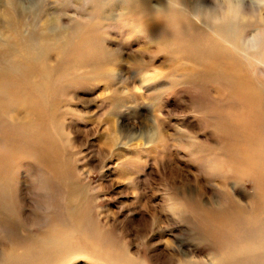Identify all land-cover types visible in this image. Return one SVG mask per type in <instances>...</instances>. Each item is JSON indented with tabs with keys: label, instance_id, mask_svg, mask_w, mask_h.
<instances>
[{
	"label": "rangeland",
	"instance_id": "obj_1",
	"mask_svg": "<svg viewBox=\"0 0 264 264\" xmlns=\"http://www.w3.org/2000/svg\"><path fill=\"white\" fill-rule=\"evenodd\" d=\"M163 1L18 0L25 35L47 19L70 45L36 96L0 38V264H264L245 241L263 204L234 205L264 198V64L186 13L157 20ZM258 26L241 24L252 51ZM22 102L43 117L8 120Z\"/></svg>",
	"mask_w": 264,
	"mask_h": 264
},
{
	"label": "bare ground",
	"instance_id": "obj_2",
	"mask_svg": "<svg viewBox=\"0 0 264 264\" xmlns=\"http://www.w3.org/2000/svg\"><path fill=\"white\" fill-rule=\"evenodd\" d=\"M5 3L7 6L11 7L15 11L16 16L15 17H9V15L5 13V11L0 10V21L3 20V22L5 23V26H4V24H0V38L2 40H5L6 43L9 42L10 43L9 45H11L12 41H14L12 39H18V41H20L19 44L21 45V48L25 54L24 62L27 64H25V67H23V69H17L16 72L20 77H23L25 82L28 84L27 85L28 88L29 87L31 88V91L33 92V94L36 96H39L40 94H42V92H41L42 89H46V81L48 80V76L52 73L51 72L52 67L49 64V61H50L49 52L53 49L54 46H56L58 51H59L58 57L62 58V55L64 54L63 47H65L66 45H70V43L68 44L65 42V46H64L63 44H61L62 43L61 40L67 39L69 32H67V30L64 29L65 28L64 26H61V27L55 26L51 20L45 19L42 21V23L39 27L40 29L37 31L38 36H35L32 34L33 30L29 34L25 35L23 32H25L24 27L27 25L24 24L26 22L25 20L22 21V19L24 18L23 14L31 11V10L27 11L28 9H32V8L35 9L34 4L31 6H28L27 7L28 9L26 8L27 9L26 10L24 6H21L18 3V0H5ZM181 4L183 7L188 9V11H190V12L196 11V9L192 8V6L189 4V2L186 4L184 0H181ZM163 5H164L163 6L164 9L166 10L167 9V0L163 1ZM245 6L246 5L244 4L243 10H244ZM204 27H205V30L207 31V33H208V31L210 33L211 32L213 33L214 38L218 41L219 44L226 43L230 47V49L232 50L231 52H233L234 54H237L239 56H241V55L252 56V52H253L251 50L252 48L244 42L245 41L244 36H243L244 32H242L241 25L237 26V25H233V24L229 23V24L222 25L218 28H209L205 25H204ZM2 29H4V30L2 31ZM6 31L8 33H10V35H7ZM58 45H60V46H58ZM67 48H68V46H66V49ZM61 61H62V59H61ZM2 71H3V69H2ZM36 73L38 76V81H36V77L34 75ZM39 82H40V84H39ZM22 83H24V82H22ZM22 83H21V85H22ZM24 90H26V89H24ZM250 96L251 95L248 93L246 97L249 100H251ZM30 98L31 97L28 96V99H30ZM19 108L25 112L24 115L19 116V114L12 111V113H8L6 115L8 117V120H10L11 122L18 121L21 123L22 122L27 123V122L32 121L31 117L32 118L43 117V114H41L42 111H40V109L39 110L37 109L38 107H37V104L35 102H33L29 105H26V103L22 102L20 104ZM17 110H19V109L17 108ZM17 110L15 109V111H17ZM41 110H43V109H41ZM7 183L9 184V182H7ZM7 190L8 189H6V185H4V184L0 185V198L5 197L4 199H6V197H7L6 193L8 192ZM9 200L8 199L5 200L6 201L5 204H8L7 202ZM10 204L11 203H9L7 206H9ZM259 204L260 205L263 204L262 210L264 211V198H262V199L257 198V200H251L250 204H247V203L244 204V203L239 202V201H234V205H236L237 208H241L244 210L245 209L247 210V208H251V207H253V209L254 208L259 209L258 208ZM233 210H234V213L232 214V216L235 214L236 210L239 212L238 209H231V208L229 211L233 212ZM241 212H245V211H241ZM257 212L258 211H254V213H252V214L251 213L246 214L249 217V224L252 226V229L250 231L251 232L250 236L245 241H247L248 244L250 243V245L254 248V252L256 253L255 257L258 256L260 253H263L261 251L264 250V217H262V216H264V213L261 216L262 218L258 221L257 218L260 217V215L262 213L260 211H259L260 213H257ZM258 224L261 227H257V229L261 228V234H257L256 231L253 233V229ZM50 245H52V244H50ZM61 245H62V243L55 241V242H53L52 248L58 249L61 247ZM72 245H73L74 250L79 251L80 254L84 253V250H83L84 247L79 246V245H81L80 243L72 244ZM67 248L71 249L72 247L67 246ZM48 264H54V263L52 260H50L48 262ZM184 264H190V263L184 262Z\"/></svg>",
	"mask_w": 264,
	"mask_h": 264
},
{
	"label": "clouds",
	"instance_id": "obj_3",
	"mask_svg": "<svg viewBox=\"0 0 264 264\" xmlns=\"http://www.w3.org/2000/svg\"><path fill=\"white\" fill-rule=\"evenodd\" d=\"M248 3L251 8L250 14H243V6ZM187 14L191 23L205 25L209 28H218L225 24L241 25L248 22L257 23L256 42L252 56L254 60L264 64V25L260 24L259 18L264 16V0H213V6L206 8L196 6V11L190 12L182 6L181 0H167V9L154 6V17L157 20H165Z\"/></svg>",
	"mask_w": 264,
	"mask_h": 264
}]
</instances>
